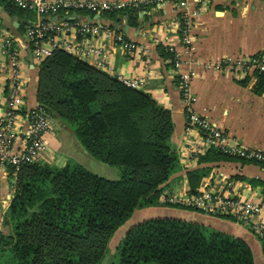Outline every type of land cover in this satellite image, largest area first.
<instances>
[{
	"label": "trees",
	"instance_id": "1",
	"mask_svg": "<svg viewBox=\"0 0 264 264\" xmlns=\"http://www.w3.org/2000/svg\"><path fill=\"white\" fill-rule=\"evenodd\" d=\"M0 3L10 15L26 18L20 31L38 19L34 10L14 0ZM136 9L109 10L102 15L132 14ZM159 50L173 65L175 53L163 44ZM257 79L255 90L260 93L264 72L258 71ZM37 99L52 118L72 129L94 159L116 167L118 178L101 176L73 157L62 165L42 160L22 165L5 213L7 230L0 231V264H102L107 257L106 264H255L245 240L174 217L135 224L111 253L109 241L114 233L135 210L160 205L169 179L182 169L171 139V110L151 94L62 50L39 64ZM196 159L199 163L238 160L264 165V161L245 159L218 147ZM7 170L12 176L14 169ZM209 171L210 166L187 171L192 192L198 191Z\"/></svg>",
	"mask_w": 264,
	"mask_h": 264
},
{
	"label": "crops",
	"instance_id": "2",
	"mask_svg": "<svg viewBox=\"0 0 264 264\" xmlns=\"http://www.w3.org/2000/svg\"><path fill=\"white\" fill-rule=\"evenodd\" d=\"M192 9H198L200 14L193 17L190 30L193 45L188 53L182 55L181 72L191 74L193 109L205 115L213 126L221 128L231 144L264 151V90L260 93L255 90L258 71L253 67L240 72L216 66L217 61L264 56V0H189L188 6H183L182 0H164L139 7L132 14L128 11H119L112 16L101 14L102 22L112 27L113 23H117L115 29L143 45V54L130 56L119 50L114 51L112 60L119 73L129 77H144L140 89L171 110L174 122L171 139L182 164V169L171 176L169 186L162 191L161 204L135 210L116 233L120 240L129 228L150 218L197 215L209 226L245 240L253 250L255 264H264L262 240L243 223L229 217H215L198 210L168 206L163 201V196L170 190L177 188L191 191L187 171L199 166H210V171L202 178L197 189L212 184L226 190L230 187L226 181L230 180L234 182L233 190L245 197H259L264 190V165L238 160L199 163L197 159H189L184 152L187 111L180 87L181 73L175 71L169 59L162 56L159 45L174 44L182 51L179 40L182 30L179 25H174L182 20L185 11ZM24 22V16L10 15L0 3L2 30L24 41L28 25L21 31L18 29ZM22 53L27 80L25 112L39 103V65L33 63L29 50L23 49ZM5 58V49L0 43V60ZM48 137L51 155L64 154L76 160L77 154H81L85 160L91 156L80 145L72 129L59 119L53 118ZM62 143L65 144L63 149ZM14 186L11 174L0 163V231L7 230L5 213Z\"/></svg>",
	"mask_w": 264,
	"mask_h": 264
},
{
	"label": "built area",
	"instance_id": "3",
	"mask_svg": "<svg viewBox=\"0 0 264 264\" xmlns=\"http://www.w3.org/2000/svg\"><path fill=\"white\" fill-rule=\"evenodd\" d=\"M22 8L32 9L37 14V21L27 26L24 41L2 30L0 43L5 49L6 58L0 60V163L12 167V179L15 185L17 171L22 165L40 161L49 152L46 134L53 124L52 116L40 103L29 107L24 112L26 98V65L23 49L31 52L33 63L39 65L59 50L86 61L102 71L117 77L126 85L140 88L144 77H129L119 73L113 63L114 51L135 56L143 54V45L131 40L125 34L104 22H88L81 19L64 20L61 11L68 15L76 10H87L93 14L104 11L139 8L150 3L164 0H14ZM189 0H182L188 6ZM60 15L59 20L47 18L51 14ZM92 14V15H93ZM198 9L184 12L179 25L183 35L181 49L174 44L168 47L175 53L173 69L179 73L180 87L187 109L185 126V154L189 159H196L211 147H218L245 159L264 161V151L231 144L228 135L211 121L193 109V97L190 92L191 74L182 73V55L191 50L193 37L190 32L193 17L199 16ZM45 17V20L44 18ZM1 26V25H0ZM169 61H171L169 59ZM218 68L240 71L253 67L264 72V56L257 55L246 59H228L217 61ZM231 187L223 190L222 186L205 185L192 192L189 189L170 190L163 201L193 207L211 216H230L243 223L264 242V190L259 197H245L233 190V181H226Z\"/></svg>",
	"mask_w": 264,
	"mask_h": 264
},
{
	"label": "rangeland",
	"instance_id": "4",
	"mask_svg": "<svg viewBox=\"0 0 264 264\" xmlns=\"http://www.w3.org/2000/svg\"><path fill=\"white\" fill-rule=\"evenodd\" d=\"M55 129L57 130V127H55ZM48 134H49V132L45 136L47 141H48V139H47ZM229 141H230V139H229ZM65 142H68V141H65ZM64 145L65 144L62 143L61 149H63ZM59 153H61V152H59ZM75 157L77 158V160L83 161V164L85 166H87V168H90L91 170H93V172H95V173H97V174H99L101 176H104L106 178H111V179L112 178L113 179L118 178V170L114 166H111V165L105 164L103 162H100V161L92 158L91 156L87 160H85L84 157L81 154H77ZM66 158L67 157L64 154L63 155H61V154L60 155H57V154L51 155L48 152L47 154H45L43 156V158L41 160L44 161V162H46V161H50V162H53V163L55 162L58 165H62L64 163V161L66 160ZM176 190H177V188H176ZM203 213L207 214L206 212H203ZM115 233H114V235L111 237V239L109 241V247H110V252L111 253L114 251L116 245L120 241L118 232L116 234ZM107 261H108V257L105 258V260L103 261L102 264H106Z\"/></svg>",
	"mask_w": 264,
	"mask_h": 264
},
{
	"label": "water",
	"instance_id": "5",
	"mask_svg": "<svg viewBox=\"0 0 264 264\" xmlns=\"http://www.w3.org/2000/svg\"><path fill=\"white\" fill-rule=\"evenodd\" d=\"M47 18L50 19V20H53V21H57V20H59L60 15L53 13L51 15H48ZM61 18H63L64 20L81 19V20H85V21H88V22H98V23L102 22V17H101V14H99V13H95L93 15L92 14L80 15V14H78L76 12H72V13H70L68 15H62ZM16 24H18V23H16ZM113 27H117V23H113ZM179 218L187 219V220L195 221V222H201V223H204V224L206 223V224L210 225L208 222H202V220L200 218H198L197 215L190 216V215L187 214L186 216L179 217Z\"/></svg>",
	"mask_w": 264,
	"mask_h": 264
}]
</instances>
